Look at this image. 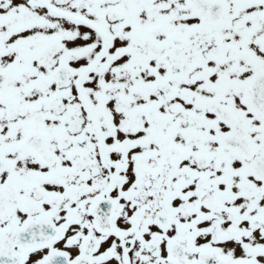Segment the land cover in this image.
<instances>
[{
	"label": "snow or ice",
	"instance_id": "6c2138e0",
	"mask_svg": "<svg viewBox=\"0 0 264 264\" xmlns=\"http://www.w3.org/2000/svg\"><path fill=\"white\" fill-rule=\"evenodd\" d=\"M0 264H264V0H0Z\"/></svg>",
	"mask_w": 264,
	"mask_h": 264
}]
</instances>
